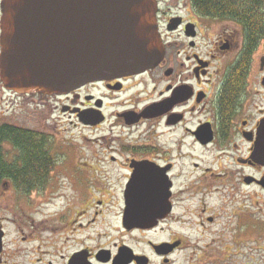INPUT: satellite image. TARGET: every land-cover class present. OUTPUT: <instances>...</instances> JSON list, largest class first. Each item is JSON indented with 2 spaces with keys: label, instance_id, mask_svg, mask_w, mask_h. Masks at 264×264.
Here are the masks:
<instances>
[{
  "label": "flooded vegetation",
  "instance_id": "flooded-vegetation-1",
  "mask_svg": "<svg viewBox=\"0 0 264 264\" xmlns=\"http://www.w3.org/2000/svg\"><path fill=\"white\" fill-rule=\"evenodd\" d=\"M156 6L165 55L154 68L61 96L16 93L0 77V95L48 104L73 126L108 128L118 144L100 152L106 163L72 166L80 193L65 219L56 218L57 230L43 225L34 233L37 248L21 252L28 264H240L231 252L242 245L228 241L234 219L241 233L247 225L264 228L252 222L264 214V19L203 17L193 0H156ZM97 87L99 98L92 93ZM206 153L211 168L203 172ZM45 157L34 186L53 182L45 172L51 152ZM101 176L107 179L101 186L113 190L98 195L89 187ZM15 186L2 180L0 193L6 197V187ZM218 196L222 206H211L208 200ZM112 201L115 213L106 209ZM14 213L24 225L33 214ZM11 218L0 216V264L14 261L5 230ZM14 230L21 246L30 243L33 234Z\"/></svg>",
  "mask_w": 264,
  "mask_h": 264
},
{
  "label": "water",
  "instance_id": "water-1",
  "mask_svg": "<svg viewBox=\"0 0 264 264\" xmlns=\"http://www.w3.org/2000/svg\"><path fill=\"white\" fill-rule=\"evenodd\" d=\"M155 0H3L0 77L20 94L67 95L156 67Z\"/></svg>",
  "mask_w": 264,
  "mask_h": 264
},
{
  "label": "rangeland",
  "instance_id": "rangeland-1",
  "mask_svg": "<svg viewBox=\"0 0 264 264\" xmlns=\"http://www.w3.org/2000/svg\"><path fill=\"white\" fill-rule=\"evenodd\" d=\"M92 93L96 98H99L102 94V90L97 87L92 90ZM86 96L87 95H85V97ZM2 97V106L0 105V127L2 125H9L35 133L38 132L40 139L42 137L45 138L46 143L51 142L54 147L51 151L46 150L47 155L50 156L51 152L53 157L51 161L52 165L45 171L51 174L50 178L53 180L49 186L39 187L35 185V187L32 188L31 194H28L26 188H24L26 184H22L18 187L15 186L13 189L6 187V197L0 193V216L14 217L8 219V224H6L5 229L9 233L7 237V255H9V258L11 257L14 259L10 264H28V258L23 257L21 252H32L34 248H37L34 233L43 231V225L47 227V230H57L58 225L55 224L57 222L56 218H60V216L64 214L63 218L65 219L67 211L69 210L67 207L70 205V201L76 200V197L80 193L78 189H75L74 182L70 177V173L75 176L77 174V171L72 170V166H75L78 162L85 161L92 162L93 164L106 163V160H100V152H102L104 148H115L118 144L114 137L115 134L113 135L111 132H107L108 128H105V131L103 129L97 130L94 128L73 126L69 123L68 119L70 118L68 116H62L60 110H57V112L50 109L48 104H45L43 107L31 101L33 100L32 98L26 100V98L22 99L15 96L8 97L7 95H0V98ZM43 101L46 100L43 99ZM6 150L10 152L12 157L21 154L19 151L13 150L11 145L6 146ZM74 154H77L76 158L73 157ZM202 157L204 162L200 170L203 171L205 168H208V166L211 168V164L208 163L212 160V156L206 153ZM103 168H107L105 164H103ZM190 173H192V171L187 170L188 180L191 179ZM95 179V186H90L89 184L92 193L99 195L101 194L99 190L103 191L105 189L106 192H111L113 190L109 184L104 187L101 186L100 181H107L106 177L101 176ZM244 193L247 194V192ZM85 194H87V192L83 191V195ZM58 195H63L64 197L54 199V197ZM24 200H28V202H24ZM208 202L211 206H222L223 204L220 196L213 197L209 199ZM106 205V209L111 213L119 211L115 201L106 203ZM262 206H264V204H261V208ZM234 207L235 206H231L227 208L228 210H232ZM6 211L8 212L6 213ZM16 211L33 213L29 215L32 219L27 221L25 225L20 221L16 222L15 219L17 216L14 213ZM37 212L42 213V219L54 220L46 223L47 221L42 220ZM19 214L22 215V217L24 216L22 213ZM253 219L254 221L252 222H261L264 226V214H260L259 217L254 216ZM34 220L35 224L33 222ZM238 223L239 220L234 219L231 231L228 234V241L240 243L242 246H235V250L231 252V260H240L242 261L240 264H264V228L258 229L259 231H254L251 228L252 226L247 225L245 226L246 231L241 233L238 229ZM15 226L23 228L24 231L28 233L27 236L33 234V238L30 240L29 244L21 246L23 242L21 243V240H17L19 235L14 230ZM28 239L30 238L28 237Z\"/></svg>",
  "mask_w": 264,
  "mask_h": 264
},
{
  "label": "trees",
  "instance_id": "trees-1",
  "mask_svg": "<svg viewBox=\"0 0 264 264\" xmlns=\"http://www.w3.org/2000/svg\"><path fill=\"white\" fill-rule=\"evenodd\" d=\"M193 4L203 17L264 19V0H193ZM8 145L21 154L12 157L6 150ZM51 146L52 143H46L43 137L40 139L38 133L2 125L0 127V181L11 180L16 183V187L26 184L27 190L34 188L30 181L40 178V164L46 162V150Z\"/></svg>",
  "mask_w": 264,
  "mask_h": 264
},
{
  "label": "bare ground",
  "instance_id": "bare-ground-1",
  "mask_svg": "<svg viewBox=\"0 0 264 264\" xmlns=\"http://www.w3.org/2000/svg\"><path fill=\"white\" fill-rule=\"evenodd\" d=\"M160 33V32H159ZM161 35V34H160Z\"/></svg>",
  "mask_w": 264,
  "mask_h": 264
}]
</instances>
